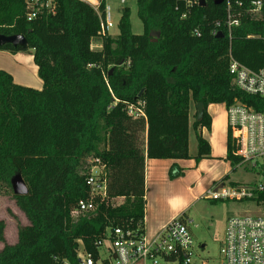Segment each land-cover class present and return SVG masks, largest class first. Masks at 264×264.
Masks as SVG:
<instances>
[{"label":"trees","instance_id":"trees-1","mask_svg":"<svg viewBox=\"0 0 264 264\" xmlns=\"http://www.w3.org/2000/svg\"><path fill=\"white\" fill-rule=\"evenodd\" d=\"M25 1L0 0V36L20 35L27 44L0 50L31 52L42 88L17 85L0 70V192L28 223L17 227V241L8 245L0 220V264H79V254L110 264L96 245L107 231L144 234L145 160L209 159V143L200 132L211 127L209 105L239 102L264 113V97L240 91L228 73L230 57L252 71L264 67V0L260 16L243 18L230 42L210 33L224 13L212 0L205 8L194 6L185 18L178 0H135L143 33L132 34L124 8L117 36H102L101 16L80 0H42L54 14L41 10L31 21ZM104 7L103 1L102 16ZM95 43L100 49L92 48ZM137 102L144 117L133 119L125 108ZM231 153L227 136L225 159L234 170L241 160ZM93 159L104 167L107 199L96 198L93 212L73 219L78 202L90 196L86 180ZM173 171L170 180L181 176ZM15 175L26 195H13ZM120 198L119 205L110 202ZM246 200L264 204V189Z\"/></svg>","mask_w":264,"mask_h":264},{"label":"built area","instance_id":"built-area-1","mask_svg":"<svg viewBox=\"0 0 264 264\" xmlns=\"http://www.w3.org/2000/svg\"><path fill=\"white\" fill-rule=\"evenodd\" d=\"M87 3L100 18V34H108L112 27L109 10L104 7V15L99 11L103 0H80ZM184 6L181 18L189 15L190 9L198 6L199 0H178ZM215 0H212L214 3ZM205 7L207 0H203ZM27 21L33 20L41 10L54 14V7L49 1L26 0ZM223 16L210 26V33L216 36L221 33L231 41L232 32L243 18L257 19L262 10L259 0H221ZM199 7V6H198ZM204 7V8H205ZM193 34L200 36L198 30ZM228 73L232 84L245 94L264 97V67L252 71L237 61L229 58ZM226 109L227 136L232 147L231 155L239 158L241 163L264 161V113L255 112L239 102H234ZM125 112L133 119L143 118L141 103L129 105ZM253 166L255 164L253 163ZM104 167L98 159H93L86 185L90 196L78 202L73 217L90 214L96 208L95 199L99 202L107 199ZM216 187V186H215ZM218 188V190H216ZM213 190L208 189L206 195L211 200H246L256 189L251 191L239 190L235 187L225 188L223 185ZM114 200H111V202ZM121 204L123 199L115 202ZM190 222V221H189ZM113 260V264H264V217L240 216L230 218L225 226L224 237L219 249V261L203 259L196 254L189 229L178 216L163 226L152 238L144 234L137 236L132 231L113 229L96 242ZM204 247V246H203ZM201 246V248H203ZM79 264H94L89 256L79 254Z\"/></svg>","mask_w":264,"mask_h":264},{"label":"rangeland","instance_id":"rangeland-1","mask_svg":"<svg viewBox=\"0 0 264 264\" xmlns=\"http://www.w3.org/2000/svg\"><path fill=\"white\" fill-rule=\"evenodd\" d=\"M103 1L109 10L110 21L112 23V27L109 29L108 35L117 36L118 31L116 25L120 18L121 11L124 8L129 10V21L132 34L142 35L143 27L141 21L137 17V6L135 0ZM92 48L98 50L100 49V44H92ZM24 56L29 55H25L24 53L23 57ZM24 64L25 65L23 66L26 69L25 73L23 72L20 74V85L38 90L41 82L33 68V63L25 62ZM217 110L226 115V109L224 110V108H218ZM193 113L194 109L191 110L190 122L193 121ZM189 143L192 153L195 154L196 141L194 132L191 129L189 130ZM253 163L255 166H253ZM223 184L225 188L234 186L239 190L246 191L260 188L264 189V161L258 160L252 163H241L236 166L234 170H230L229 177L223 182ZM188 185L191 192L185 189L183 191L179 190L175 193V197L179 196V200L185 203L184 207H186V209L181 215L183 216V221H185L192 237L194 251L203 259H210L218 262L219 249L223 241L227 221L232 217L246 215L264 217V204L256 205L253 201L249 200L212 201L211 198H208L206 195V191L208 189H216L217 186L220 185L219 183L208 186L203 184L199 185L196 181H189ZM180 186L182 185L180 184ZM176 189L177 188H174V190ZM216 190H218V188ZM111 203L112 205H117L119 202L112 201ZM172 204L176 206L173 201ZM12 212H15L17 216H14ZM76 217H73V219ZM0 220L4 222L6 221L8 224L6 236L9 245H13L15 242V240L9 238V234L14 232L17 227L28 224L23 214L15 207L10 196L5 195L3 192H0ZM201 246L204 247L201 248ZM100 254L101 258H107L110 264H113V260L107 257V253L101 250Z\"/></svg>","mask_w":264,"mask_h":264},{"label":"crops","instance_id":"crops-1","mask_svg":"<svg viewBox=\"0 0 264 264\" xmlns=\"http://www.w3.org/2000/svg\"><path fill=\"white\" fill-rule=\"evenodd\" d=\"M30 53H25L29 56L23 57L24 53L11 54L0 50V70L11 75L13 82L17 85L21 84L20 74L25 73L24 63H33ZM33 68L37 73V68L35 66ZM41 88L42 82L38 90H41ZM218 108H224L225 110L224 105H209L207 107L211 127L209 131L205 129L200 131L202 137L209 143V159H202L198 163H195L192 159L179 161L145 160V210L143 220L145 237L152 238L163 226L183 213L186 209L184 207L185 203L179 200V196L175 197V193L184 189L191 192L188 187L189 181H196L199 185L208 186L219 183L220 185L217 187H220L221 185L224 186L220 181L224 177L228 179L231 167L225 159L227 155L226 115L217 110ZM188 147L189 155L193 157L194 153L190 149V143ZM173 168V172H181V176L169 180L168 174ZM174 188L177 189L174 190ZM172 201L176 206L172 204ZM12 214L17 216L15 212H12ZM4 224L3 236L5 243L9 245L6 236L8 224L6 221ZM9 238L15 240L14 244L16 243L17 229L9 234ZM0 246L1 250L3 244L0 243Z\"/></svg>","mask_w":264,"mask_h":264},{"label":"water","instance_id":"water-1","mask_svg":"<svg viewBox=\"0 0 264 264\" xmlns=\"http://www.w3.org/2000/svg\"><path fill=\"white\" fill-rule=\"evenodd\" d=\"M220 2H221V0H215L214 4L218 5V4H220ZM198 6L200 8H204L205 7V3L203 2V0H199ZM215 37L216 38H222L223 35L221 33H218ZM4 45H10L12 47H19L21 49H24L27 46L25 38L23 36H20V35H12V36H3V35H1L0 36V47H2ZM110 72H111V70L109 71V73ZM195 111H196V114H197V120H199L201 115H202V105L201 104H197L195 106ZM10 185H11L12 193L15 196L26 195L27 192H28L27 187H26L25 183L23 182V180H22L20 175H15L11 179Z\"/></svg>","mask_w":264,"mask_h":264}]
</instances>
